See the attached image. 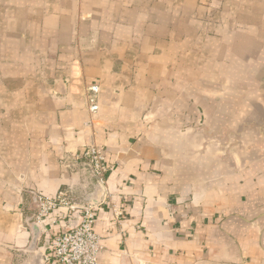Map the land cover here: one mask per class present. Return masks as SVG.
Returning <instances> with one entry per match:
<instances>
[{"label":"crops","instance_id":"0c3cea01","mask_svg":"<svg viewBox=\"0 0 264 264\" xmlns=\"http://www.w3.org/2000/svg\"><path fill=\"white\" fill-rule=\"evenodd\" d=\"M0 21L35 57L40 86L26 118L4 126L0 264H58L42 256L81 212L59 208L40 226L39 198L65 191L80 209L94 179L72 159L91 145L109 165V195L95 209L100 264H264V0H0ZM210 54L213 72L243 75L199 78ZM193 76L197 93L211 84L214 96L190 107ZM225 83L243 89L219 101L214 85ZM91 86L100 109L88 125ZM202 114L238 156L221 157L208 132L188 130ZM172 150L199 174L173 173Z\"/></svg>","mask_w":264,"mask_h":264},{"label":"rangeland","instance_id":"374dc122","mask_svg":"<svg viewBox=\"0 0 264 264\" xmlns=\"http://www.w3.org/2000/svg\"><path fill=\"white\" fill-rule=\"evenodd\" d=\"M0 21V26H1ZM264 28V21L257 22ZM3 28L0 27V145L2 146L5 142V137L9 134L4 130L5 125L17 124L23 118H26V110L29 108V105H34V100L36 99V93L40 86L36 84V78L38 71L32 66H35L36 61L35 57L28 61L27 57L19 50V42L13 41L11 37L5 38V36L1 33ZM36 54L35 56H37ZM210 56H208L209 66L204 68V72L200 73L198 70L195 71L199 78H212L218 75L220 78L228 79V77H240L243 75L242 67L221 69L220 73L213 72V68L210 63ZM49 60L46 58H40V61ZM29 63L31 67H26ZM40 77H46L45 70H39ZM197 76H193L192 82L194 84L190 85L187 91V96L189 99V106L196 105V98H206L211 100V96H214L212 93V85L208 84L203 87L202 93H197L196 89L199 83ZM196 78V79H195ZM216 87V93L219 101H223L224 94L231 87L234 88V92L240 93L243 89V85L235 83L234 85L228 84H220L219 87ZM250 87L253 89L257 87L255 84H250ZM219 94V95H218ZM205 121V118L202 117L200 119L201 124ZM201 126V125H200ZM191 128L196 129V124L193 126H189V130ZM190 132L188 133V135ZM209 151V150H207ZM205 149L203 150L204 155H208L211 153L207 152ZM177 153V154H176ZM198 154H201V150L198 151ZM195 150H188V156L193 157L192 160H195ZM2 156L0 155V163H2ZM172 166L173 173L176 174H188L192 177L197 176L200 171L197 170V166L195 164H187L185 160L181 157L180 150H172ZM169 168V165H168ZM211 169L210 166L208 168H204L203 171H207ZM169 172V171H168ZM177 183L181 184H189L192 185L193 188L196 187V181L193 180H185L180 179L177 180ZM206 183V181H205ZM188 203H196L195 197L191 196L188 200Z\"/></svg>","mask_w":264,"mask_h":264},{"label":"built area","instance_id":"2783aa9c","mask_svg":"<svg viewBox=\"0 0 264 264\" xmlns=\"http://www.w3.org/2000/svg\"><path fill=\"white\" fill-rule=\"evenodd\" d=\"M98 95V86H91L86 93V103L91 113V120L88 125L94 122V117L99 112ZM68 160L69 158H66L65 162ZM72 161L74 163L82 162L89 168L94 181L105 188L104 200H106L109 195V165L105 149L97 145L88 146L82 154H75ZM109 201L114 219L119 220L122 213L111 200ZM59 208H67L69 212L80 210L81 222L76 228L62 231L54 236L50 244L49 253L44 255V262L53 260L58 264H100L99 254L102 247L100 237L95 231L96 206L89 205L79 209L65 191H60L54 197L43 196L39 198L38 212L35 218L37 224L43 225L44 220Z\"/></svg>","mask_w":264,"mask_h":264},{"label":"water","instance_id":"95a60500","mask_svg":"<svg viewBox=\"0 0 264 264\" xmlns=\"http://www.w3.org/2000/svg\"><path fill=\"white\" fill-rule=\"evenodd\" d=\"M204 111V110H203ZM204 117L205 118V115L202 114L201 115V118ZM201 125V126H200ZM189 128V127H188ZM196 128L199 130V131H204V132H208L207 133V136H206V133H205V137H204V140L206 142L209 143V145H214L217 147V151L219 152V155L221 157H232V156H238V151L236 149V146L233 145V144H228V143H223L222 141H218L215 137V133H209V132H213V131H210V127H209V124L207 123V121H204L202 124L199 120V122L196 123ZM194 129V128H191V130ZM189 130V129H188ZM189 130V131H191ZM204 150V149H203ZM206 150V149H205ZM207 151V150H206ZM208 152V151H207ZM204 153V152H203ZM104 198H105V188L103 186H101L100 184L96 183L94 181V190L93 192L91 193V195L85 199L84 203H82L80 205V208H84V207H87L89 205H99L101 204L103 201H104ZM42 262H44V256H42Z\"/></svg>","mask_w":264,"mask_h":264}]
</instances>
